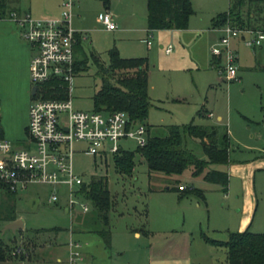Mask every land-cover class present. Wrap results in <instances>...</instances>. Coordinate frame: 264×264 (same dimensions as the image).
Wrapping results in <instances>:
<instances>
[{
	"label": "rangeland",
	"instance_id": "374dc122",
	"mask_svg": "<svg viewBox=\"0 0 264 264\" xmlns=\"http://www.w3.org/2000/svg\"><path fill=\"white\" fill-rule=\"evenodd\" d=\"M67 1L3 0L0 33L14 31L24 42L16 24L9 19L11 12L29 13L35 20H54L60 18ZM104 1L115 15V27L125 26L131 28V32L108 33L95 23L92 14L102 9ZM73 2L74 6L80 7V15L86 13L91 26L88 40L81 44L87 57V69L75 74L71 83L74 110L94 111L92 97L101 86L96 62L107 68V52L114 48L121 58L145 57L147 60V96L151 107L140 124L147 128L150 137H163L166 127H181L191 119L194 125H206L196 116L203 105L207 112L221 116L220 125L227 131L229 123L231 131L244 135L247 141L259 135L264 143V55L260 52L258 65L255 70L251 69L253 53L257 54L258 49L248 48L238 37H231L229 49L237 58L234 78L225 81L217 74L223 66V57L219 65L213 67L211 63L210 49L216 45L220 34L209 31V20L227 12V0H189L194 13L188 18L183 37L190 44L183 47L180 62L175 58L178 51L172 46L175 33L143 31L145 0H82L80 5L77 0ZM146 38L152 45L149 49L142 41ZM167 45L173 49L169 56H164L162 50ZM205 47L208 49V67L205 66ZM193 54L196 60H193ZM180 65L185 70L180 71ZM211 121L215 123L213 118ZM27 122L24 110L10 112L6 108L0 111L2 135L5 140L14 141L17 147L26 145L24 127ZM121 146L129 152L135 149L130 141L122 142ZM184 146L196 158L204 159L198 141L185 138ZM74 149L72 167L76 175L84 182H89L92 177L107 178L111 202L108 245L99 233L103 226L91 203L86 212L75 207L73 215L65 213V187L56 188L58 201L50 204L48 200L53 187L34 184L8 203L13 205V211L5 209L4 200L0 203V240L7 249L6 260L0 264H68L70 243L77 245L79 259L76 264H225L224 249L204 241L206 238L224 242L229 233H235L236 207L222 198L218 187L199 178L192 179L188 170L170 177L147 174L137 155L131 174L119 175L114 172L111 158L105 162L93 157L81 144H75ZM220 168V165L211 167L216 171ZM177 185L186 190L182 194L176 192ZM191 189L201 192L203 200ZM32 198L38 200L35 209L28 204ZM257 202L259 208L264 206V179L257 190ZM11 215L15 221H23V230L14 234L4 230L11 223L7 221Z\"/></svg>",
	"mask_w": 264,
	"mask_h": 264
},
{
	"label": "built area",
	"instance_id": "2783aa9c",
	"mask_svg": "<svg viewBox=\"0 0 264 264\" xmlns=\"http://www.w3.org/2000/svg\"><path fill=\"white\" fill-rule=\"evenodd\" d=\"M73 5V0H68L60 18L54 20H35L29 13L17 11L9 15L32 51L29 62L32 99L25 147L0 138V203L9 195L16 198L29 185L42 184L53 187L48 201L55 204L56 188L63 186L67 189L65 211L73 215L77 207L86 212L91 206L81 192L84 180L73 171L74 145H83L89 155L106 162L119 151H125L122 142L130 141L135 149L145 144V126L129 121L123 112L74 110L70 92L78 33L71 26ZM99 22L103 30H115L108 12L99 16ZM217 31L220 36L210 55L223 57V66L217 74L230 81L235 76V56L229 49V39L238 37L251 49L264 47V14L259 28L240 29L224 24ZM146 45L149 46V41ZM169 51V47L164 50ZM182 188L178 186L177 190ZM76 249L77 245H68V264H76L79 259Z\"/></svg>",
	"mask_w": 264,
	"mask_h": 264
},
{
	"label": "trees",
	"instance_id": "16d2710c",
	"mask_svg": "<svg viewBox=\"0 0 264 264\" xmlns=\"http://www.w3.org/2000/svg\"><path fill=\"white\" fill-rule=\"evenodd\" d=\"M146 17L145 25L148 32L162 30H184L188 18L192 14L189 0H145ZM4 3L0 0V10ZM246 6L247 11L241 16V8ZM250 9L255 16L249 17ZM264 0H228L226 13L218 14L211 20V26L217 27L224 24L240 29L259 28L263 22ZM258 23L260 26L255 27ZM74 73L86 71L87 57L81 48L80 37L77 36L75 46ZM79 55V56H77ZM108 67L104 68L96 62L98 73L101 77V86L93 95L92 103L95 112L119 111L126 114L131 122H143L148 114L151 103L147 96V61L145 58L124 59L118 56L112 48L108 50ZM202 112H197L201 116ZM165 136L150 137L146 128V141L143 147L134 151H119L111 157L113 169L116 174L129 176L134 167V156L146 167L147 174H158L164 177L179 176L188 170L192 179H201L202 182L217 185L224 189L227 185V175L224 172L209 169L210 165L227 162V138L223 132L219 137L217 130L212 127H201L192 124L168 126ZM0 138L2 132L0 129ZM198 141L204 159H198L184 146V139ZM179 185H177L178 187ZM186 188L176 192L182 194ZM203 200L202 193L191 189ZM81 192L92 204L102 223L103 231L100 235L108 245V211L111 206L106 177H92L89 182H84ZM13 195L7 196L5 209L14 210ZM8 222L15 221L11 215ZM204 241L213 247L223 248L225 251V264H264V233L253 234L248 231L229 233L224 242ZM6 246L0 240V263L6 260Z\"/></svg>",
	"mask_w": 264,
	"mask_h": 264
},
{
	"label": "crops",
	"instance_id": "0c3cea01",
	"mask_svg": "<svg viewBox=\"0 0 264 264\" xmlns=\"http://www.w3.org/2000/svg\"><path fill=\"white\" fill-rule=\"evenodd\" d=\"M82 0H77V5H80ZM83 3V2H82ZM227 7H228V0H227ZM80 7L74 6L72 8V21L71 26L72 28L78 33L80 37L81 44L88 40V34L91 31V26L89 24L88 19L86 18V13L83 12V15L79 13ZM250 9L249 17L256 15ZM17 11V10H14ZM247 11L246 6L241 8L240 14L244 16ZM17 12H20L19 10ZM108 12L112 19L115 18V15L110 8L107 1L103 2L102 9H98L96 12H93L94 21L96 24L100 25L99 16ZM194 12H192L193 14ZM58 14V13H57ZM56 14V15H57ZM191 14V15H192ZM145 17H146V2H145ZM83 18H86L83 19ZM89 18V17H88ZM211 20H209L210 29L209 31L216 32L217 27L211 26ZM0 22L2 19L0 18ZM101 26V25H100ZM145 28L143 31L145 33H150L146 30V25L144 23ZM255 27L260 26V24L256 23ZM102 28V27H101ZM131 28H127L122 26L121 28L115 27L114 31L108 33H123V32H131ZM139 31V29H136ZM141 30V29H140ZM191 30V29H190ZM189 30V31H190ZM105 31V30H104ZM135 31V29L133 30ZM170 33H175L176 39L173 40L172 46L174 45L176 51H178V61H182V50L183 47L188 46L190 44L183 37V33L187 31V27L184 30H162ZM107 32V31H105ZM155 32V31H151ZM16 33L8 32V33H0V111L6 110V108L10 112H21L24 110L27 112V121H28V110L29 105L32 99V88L30 86L29 80V62L32 56V51L28 43L24 40H19ZM218 37V36H217ZM149 38L151 36L149 35ZM145 44V47L149 49L152 45L149 43V46L146 45L147 38L142 40ZM241 42V40L239 39ZM172 46L167 45L162 51L164 56H169L171 54ZM170 48L168 53H165L164 50L166 48ZM258 52L255 54L253 53V62L252 67L255 70V66L258 65L257 61L259 60L258 57L261 58L260 52L264 55V47L257 48ZM234 53L236 52L233 49ZM205 66L208 67L209 63L206 62L208 49L205 47ZM135 56V55H134ZM131 58H145V57H131ZM174 58V59H175ZM129 59V58H124ZM146 59V58H145ZM193 60H196V55L193 54ZM237 62V58H235ZM147 61V60H146ZM261 62V61H260ZM193 64L192 62H190ZM211 63L213 67L220 64V58H215L212 56ZM195 67L196 65H192ZM190 67V66H189ZM202 68V67H201ZM180 71L185 70V67L180 65ZM264 70V67L263 69ZM148 80V74H147ZM198 112H202L201 116L197 117L203 119L206 125L201 127H212L217 130L218 137L224 132L227 138V162L224 165L217 164L222 166V168L217 169L219 172H224L227 175V185L224 189L218 187L221 191L222 198L227 200L231 203L235 209V217L234 220V232L241 233L243 231H248L253 234H262L264 230H262V225L264 227V206L258 207L257 202V190L259 188V184L264 179V143L260 139L259 135H255V137L247 141L244 138V135L233 133L229 128L228 123V131L226 130L225 126L220 125L222 123V118L219 115H212L210 112H207L204 109L203 105H201L200 110ZM204 112V113H203ZM211 118L216 123L210 122ZM192 121V119L190 120ZM28 123V122H27ZM27 126V124H26ZM26 126L24 127V133L26 130ZM2 138L5 139L2 135ZM13 145H15L14 141L8 140ZM234 144V147L232 144ZM214 165H210L209 169ZM213 170V169H212ZM207 184V183H206ZM212 185V184H211ZM182 186V185H179ZM168 190V189H166ZM261 195V193H260ZM33 199V198H32ZM65 213H67L65 211ZM252 231H251V229ZM138 236L137 233L134 234Z\"/></svg>",
	"mask_w": 264,
	"mask_h": 264
},
{
	"label": "water",
	"instance_id": "95a60500",
	"mask_svg": "<svg viewBox=\"0 0 264 264\" xmlns=\"http://www.w3.org/2000/svg\"><path fill=\"white\" fill-rule=\"evenodd\" d=\"M28 204H29V206H31L35 209L38 205V200L34 199V198L30 199ZM4 230L5 231L8 230V231L12 232L13 234L16 231L23 230V221L21 219H19V220H16L14 222H11L5 226Z\"/></svg>",
	"mask_w": 264,
	"mask_h": 264
}]
</instances>
